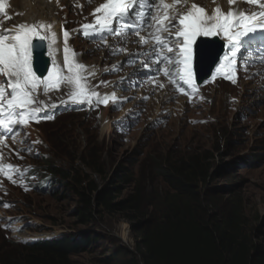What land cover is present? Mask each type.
<instances>
[{"label": "rangeland", "instance_id": "1", "mask_svg": "<svg viewBox=\"0 0 264 264\" xmlns=\"http://www.w3.org/2000/svg\"><path fill=\"white\" fill-rule=\"evenodd\" d=\"M57 13L65 18L59 9ZM97 59L91 53L84 56L88 63ZM253 87L252 84L233 88L225 83L221 86L211 83L203 87L200 98L187 97L168 104V111L160 112L162 117L157 123L153 118L158 112L155 111L158 103L151 104L150 111L143 110L150 114L138 118L135 131L126 138L109 131L97 132L80 115L63 116L65 120L55 125L45 124L41 130L52 146V150L47 149L50 156L47 160L62 169L72 166L79 167L84 174L92 172L98 186L108 185L124 170L134 176H148L147 183L153 186L155 179H150L153 164L149 157L189 149L209 150L214 153L212 160L222 170L209 181L208 187L224 198L229 192L241 198L247 231L257 243L264 244V94L258 89L259 95L252 93ZM154 122L155 127L149 128L148 124ZM17 133L15 140L10 142L7 136L0 141V146L8 147L6 155L15 162L33 158L26 134ZM41 147L48 148L44 143ZM249 155L258 157L239 165ZM92 160L101 173H94L86 166ZM15 197V214L21 217L3 210L0 216L10 223L11 234L18 239L83 232L100 236L88 252L72 257L77 264H104L101 259L111 255L115 248L123 246L133 250L139 237L120 213L104 215L92 224H80L76 215L77 198L64 185L52 196L16 193ZM10 250L0 245V257L8 255Z\"/></svg>", "mask_w": 264, "mask_h": 264}, {"label": "snow or ice", "instance_id": "2", "mask_svg": "<svg viewBox=\"0 0 264 264\" xmlns=\"http://www.w3.org/2000/svg\"><path fill=\"white\" fill-rule=\"evenodd\" d=\"M213 2L217 6L209 11L194 2L188 6L189 0H172L171 3L167 0H104L93 10V22L82 24L74 31L82 33L85 38L99 37L105 45V34L126 39L129 32L134 33L142 45H149L142 55L151 57L153 64L142 61L143 67L151 68L155 65L157 74L163 73L173 84L182 82L186 86L179 89L181 92L194 94L197 91L194 61L211 55L210 50H198L197 42L201 38L206 40L220 37L224 40L226 51L220 58L217 72L232 83L237 82L238 57L243 59L245 65L249 62L248 57L242 56V53L258 49L255 54L264 62V0H228L227 11L219 5L218 0ZM241 2L257 5L260 10L251 13L240 10L238 4ZM178 5L187 7V10L179 11ZM3 11V0H0V12ZM145 30L147 35H140ZM63 37L61 63L51 51L56 44L57 34L50 22L35 20L32 23L22 22L13 28L0 29V141L7 136L15 140L18 127L54 118L46 112L49 107L55 108L57 105H49L40 97L53 91L59 92L64 87L69 92L60 101L62 104L87 103L92 107L93 104L107 105L111 99L113 107H118L115 93L101 96L95 90L98 85H90L89 77L94 76L95 71L89 72V66L79 62L77 57L81 53L69 46L70 33L67 30H64ZM37 42H48L52 62L47 67L46 75L38 61L34 67V51L40 46ZM201 43L204 41L201 40ZM112 51L115 54L127 52V49L117 47ZM129 63L133 61L129 60ZM112 70H118V66L105 69ZM215 77L216 73H213V79ZM99 83L114 85L115 82ZM160 87L164 85L160 84ZM189 98L191 100V95ZM26 171L28 169L5 163L0 153V174L11 183L16 184L15 176L18 174L23 177ZM20 184L28 190L22 179ZM4 206L10 205L5 202Z\"/></svg>", "mask_w": 264, "mask_h": 264}, {"label": "trees", "instance_id": "3", "mask_svg": "<svg viewBox=\"0 0 264 264\" xmlns=\"http://www.w3.org/2000/svg\"><path fill=\"white\" fill-rule=\"evenodd\" d=\"M213 154L189 149L149 157L153 186L147 183L148 176L126 170L108 185L98 186L92 172L62 169L51 161L44 164L76 196L80 224L120 213L138 233L133 250L115 248L101 259L104 264H264V244L247 231L241 198L234 192L224 198L208 187L222 170ZM257 157L253 155L252 161ZM86 166L100 171L93 160ZM99 238L91 232L68 233L19 244L0 234V245L11 249L0 257V264H77L72 257L88 252Z\"/></svg>", "mask_w": 264, "mask_h": 264}, {"label": "bare ground", "instance_id": "4", "mask_svg": "<svg viewBox=\"0 0 264 264\" xmlns=\"http://www.w3.org/2000/svg\"><path fill=\"white\" fill-rule=\"evenodd\" d=\"M60 1L61 0H12L10 7L14 11H25V14L21 18L22 21L43 20L50 22L53 25V31L57 34V40L55 44L57 50L60 48L59 43L61 41L60 37L62 35L58 26L59 24L57 22V17L53 16V11L55 10V6L60 3Z\"/></svg>", "mask_w": 264, "mask_h": 264}, {"label": "water", "instance_id": "5", "mask_svg": "<svg viewBox=\"0 0 264 264\" xmlns=\"http://www.w3.org/2000/svg\"><path fill=\"white\" fill-rule=\"evenodd\" d=\"M218 53H219V52L216 50L215 53H214V57L211 59L209 65H208L207 68H206V70H210V68L212 67V65H213V63H214V60H215V58L217 57Z\"/></svg>", "mask_w": 264, "mask_h": 264}]
</instances>
